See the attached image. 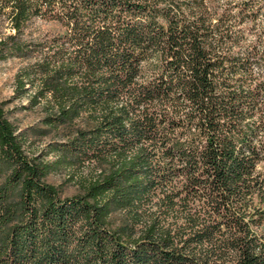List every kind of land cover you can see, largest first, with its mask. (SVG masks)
<instances>
[{
  "label": "trees",
  "instance_id": "trees-1",
  "mask_svg": "<svg viewBox=\"0 0 264 264\" xmlns=\"http://www.w3.org/2000/svg\"><path fill=\"white\" fill-rule=\"evenodd\" d=\"M11 58L0 264H264V0H0Z\"/></svg>",
  "mask_w": 264,
  "mask_h": 264
},
{
  "label": "rangeland",
  "instance_id": "rangeland-1",
  "mask_svg": "<svg viewBox=\"0 0 264 264\" xmlns=\"http://www.w3.org/2000/svg\"><path fill=\"white\" fill-rule=\"evenodd\" d=\"M45 31V26L41 24V22L37 21L33 28L32 33L37 36L38 34H41ZM21 61L17 58H11L0 62V100H7L13 91V77L18 69V67L21 65ZM18 103H14L12 105H9L8 108L11 109L14 105H17ZM10 120H12L15 124L19 125L21 128H26L31 126V124L34 122L36 118L35 113H28L24 111H17L14 113L9 114ZM41 144L39 142H36L34 145V149L38 150L37 148H40ZM7 170L3 169L0 173V186H2L4 182V177ZM65 173H54L50 175L47 178V181L51 184H54L56 186H60L62 188L63 195H70L75 192V188L73 185L65 184L64 181ZM64 183V184H63ZM12 195L9 199L11 203H16L18 200V194H19V188L15 187L13 188Z\"/></svg>",
  "mask_w": 264,
  "mask_h": 264
}]
</instances>
